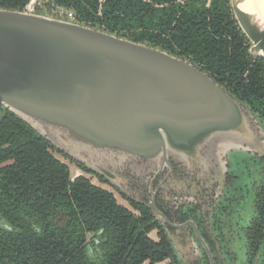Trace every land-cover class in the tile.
I'll use <instances>...</instances> for the list:
<instances>
[{
    "label": "water",
    "instance_id": "1",
    "mask_svg": "<svg viewBox=\"0 0 264 264\" xmlns=\"http://www.w3.org/2000/svg\"><path fill=\"white\" fill-rule=\"evenodd\" d=\"M229 4L264 59L260 0ZM0 109L112 185L141 160L264 156L240 104L188 61L55 13L0 9Z\"/></svg>",
    "mask_w": 264,
    "mask_h": 264
},
{
    "label": "trees",
    "instance_id": "2",
    "mask_svg": "<svg viewBox=\"0 0 264 264\" xmlns=\"http://www.w3.org/2000/svg\"><path fill=\"white\" fill-rule=\"evenodd\" d=\"M28 1L0 0V9L22 11ZM146 1L47 0L46 6L70 10L78 23L190 60L264 126V59L249 55L250 43L229 0ZM53 151L28 125L0 109V220L7 224L0 226V264H92L86 256V234L98 229L108 239L103 250H116L104 263L122 254L125 241L136 239L128 264H177L165 240L152 243L141 232L151 228L150 218L132 216L84 177L70 182L67 165ZM252 184L247 259L252 264L258 255L257 264H264V176ZM60 211L70 222L56 229L50 216Z\"/></svg>",
    "mask_w": 264,
    "mask_h": 264
},
{
    "label": "flooded vegetation",
    "instance_id": "3",
    "mask_svg": "<svg viewBox=\"0 0 264 264\" xmlns=\"http://www.w3.org/2000/svg\"><path fill=\"white\" fill-rule=\"evenodd\" d=\"M62 10L71 13L76 21L77 17L72 11ZM96 18L100 19L97 23L102 25L101 13H97ZM180 59L188 61L236 100L248 117L252 132L258 136L257 142L264 143V126L258 117L197 64L184 58ZM252 147L251 150L243 145L239 150H230L218 162L199 160L194 164H186L176 158H169L166 163L159 162L157 165L147 163L145 160L137 162L136 166L124 164L114 170L117 180L113 185L92 171H84L78 166L84 167L83 165L71 160L62 152L57 150L52 154L65 165L67 164L54 153L84 171V174H76L74 178L70 177L69 173L70 182L78 177H84L90 184L109 192L116 204L132 216L150 218L147 225L151 228L148 231L141 229V232L152 243L165 240L171 250L173 261L177 264H236V254L231 249L233 241L231 234L234 231L244 242L245 260L241 264H248L245 231L254 215L252 183L253 179L264 176V156L257 155L254 146ZM201 157H204L202 152ZM92 178L101 185L92 183ZM242 191H245V196L251 200V216L246 220L240 215L241 210L239 212L233 210V206H237L239 200L241 202L245 199ZM234 213H237V216L232 223ZM50 221L54 228L62 229L68 226L70 219L64 211H60L54 212L50 216ZM0 226L7 228V224L2 220ZM103 236L101 229L86 234V249L92 247L97 250L95 256H89L86 250V256L92 260V264H128L136 239L131 244L125 241L122 245V254L113 262L104 263V260L111 261V256L116 250L109 253L103 250L108 241ZM257 259L258 255L252 264H257ZM145 262L150 264L149 261L141 264Z\"/></svg>",
    "mask_w": 264,
    "mask_h": 264
},
{
    "label": "rangeland",
    "instance_id": "4",
    "mask_svg": "<svg viewBox=\"0 0 264 264\" xmlns=\"http://www.w3.org/2000/svg\"><path fill=\"white\" fill-rule=\"evenodd\" d=\"M40 11L47 12L49 14L55 13L56 15H59L60 12H64L65 10L58 9V8L48 9L46 7V9L40 10ZM54 155L67 164L68 169H69V173H70V177L74 178V177H76V174H84V171L81 170L74 163H72L70 161H66L65 159H63L61 156H59L56 153H54ZM91 181L94 184H99V186L101 185L100 183H98L96 181L95 178H92ZM243 184H245V180H244ZM242 193H243V196H245L246 192L242 191ZM116 197H118V195H116ZM118 199L120 200L119 197H118ZM249 202H250V205H248ZM233 208H234L233 209L234 212L235 211L239 212L241 210L240 211V215H242V218L245 219V220L248 219L249 216H251V200L249 201L246 196H245V199L241 200V202L239 200V204L237 206L236 205L233 206ZM235 216H237V213H234V216L232 217V220H231L232 223H233V220H234ZM231 235H232V238H233V241L231 242V249H233L235 254H236V259H237L236 264H241V262H243L245 260L244 242H243V240L241 238L237 237V235L235 234V231L232 232ZM144 264H148V262H145Z\"/></svg>",
    "mask_w": 264,
    "mask_h": 264
},
{
    "label": "built area",
    "instance_id": "5",
    "mask_svg": "<svg viewBox=\"0 0 264 264\" xmlns=\"http://www.w3.org/2000/svg\"><path fill=\"white\" fill-rule=\"evenodd\" d=\"M44 9H46V0H29L22 11L34 13ZM58 16L74 21V17L69 12H60Z\"/></svg>",
    "mask_w": 264,
    "mask_h": 264
},
{
    "label": "clouds",
    "instance_id": "6",
    "mask_svg": "<svg viewBox=\"0 0 264 264\" xmlns=\"http://www.w3.org/2000/svg\"><path fill=\"white\" fill-rule=\"evenodd\" d=\"M96 251H97V250L94 249V248H92V247H89V248L87 249V253H88L89 256H95Z\"/></svg>",
    "mask_w": 264,
    "mask_h": 264
},
{
    "label": "bare ground",
    "instance_id": "7",
    "mask_svg": "<svg viewBox=\"0 0 264 264\" xmlns=\"http://www.w3.org/2000/svg\"><path fill=\"white\" fill-rule=\"evenodd\" d=\"M261 4H262V12H263V15H264V0H260Z\"/></svg>",
    "mask_w": 264,
    "mask_h": 264
}]
</instances>
